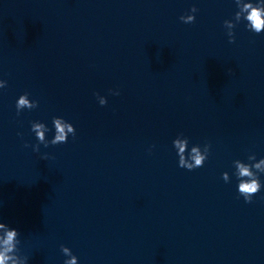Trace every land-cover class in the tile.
<instances>
[{
	"label": "clouds",
	"instance_id": "obj_1",
	"mask_svg": "<svg viewBox=\"0 0 264 264\" xmlns=\"http://www.w3.org/2000/svg\"><path fill=\"white\" fill-rule=\"evenodd\" d=\"M237 5L239 6L240 0H235ZM191 11L197 12L198 9L196 7H192ZM243 11H246L248 13L247 16L244 17V21H246L245 27L256 33L260 34L264 32V20H262V16H264V0H248L247 3L243 6ZM237 17L239 18V14L237 13ZM180 20L185 24H191L195 22V18L193 16H181ZM224 24H227V21H224ZM228 27H232L231 24H227ZM235 42V35L232 33H229V43ZM27 95V94H25ZM114 95H119V92H115ZM105 102L101 101V104L103 105ZM39 106L38 101H34L33 103H29V101L25 98L24 95H22L18 102L16 103V111L17 115L21 113V109L27 108L29 110H32L34 108H37ZM63 117H54L53 123L56 129V135L53 140L49 142H45L44 140V126L41 123L32 122L31 123V131L36 133V139L38 141L37 144L29 145L28 143L24 144V147H31L34 152L40 151V145L43 144L45 148H47L50 144L51 145H58L63 144L68 141L67 134L65 132V129L67 128L68 132L73 133V137L76 135V131L73 130V125L69 123H62ZM18 135H22L21 133H18ZM174 145L176 148L179 149L178 155L180 156L178 166L180 168L187 169L189 171L195 170L197 168L203 167L204 163L202 161H206L210 149L211 144L206 142V152L205 155H201L198 148H193L192 152L194 153L192 160L193 163H189L187 160L184 159L183 153L185 152L186 142H181L179 140H174ZM44 159L47 158V154H44L42 157ZM264 163V161H262ZM257 168L260 167V165H256ZM238 168V176L239 177H249V180H240L238 184V193L239 195H242L244 197L245 202L251 203L253 196H255L257 193L261 191L262 184L258 181V179L252 178L254 174L249 171V168L246 167L243 164L237 163ZM222 177L226 181V174H222ZM0 229H3V235L0 236V264H17L16 259L13 258L10 253H12L14 250H16V246L21 243L20 235L21 233L18 231V229L9 226L6 223L0 222ZM65 253H67V249H64ZM26 261H28V257H25ZM65 264H76V258L73 257L71 261L65 262Z\"/></svg>",
	"mask_w": 264,
	"mask_h": 264
}]
</instances>
